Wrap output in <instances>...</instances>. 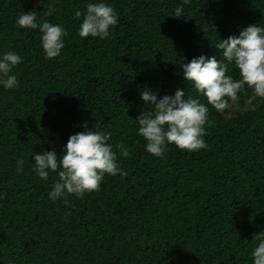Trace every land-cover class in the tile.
I'll return each mask as SVG.
<instances>
[{
	"label": "trees",
	"instance_id": "16d2710c",
	"mask_svg": "<svg viewBox=\"0 0 264 264\" xmlns=\"http://www.w3.org/2000/svg\"><path fill=\"white\" fill-rule=\"evenodd\" d=\"M41 2L0 0V53L22 57L18 86L0 87V264H252L251 238L264 233V99L229 118L208 105L207 147L169 145L159 158L145 151L135 119L151 110L140 99L146 87L196 97L180 65L201 54L222 60L218 39L264 27V0H106L118 23L102 40L77 34L73 13L85 0H58L51 15V0ZM29 10L67 29L57 57L44 58L38 29L15 24ZM227 74L239 78L231 66ZM85 122L111 133L127 175L52 201L57 176L41 180L31 153L59 156Z\"/></svg>",
	"mask_w": 264,
	"mask_h": 264
},
{
	"label": "clouds",
	"instance_id": "9594fccd",
	"mask_svg": "<svg viewBox=\"0 0 264 264\" xmlns=\"http://www.w3.org/2000/svg\"><path fill=\"white\" fill-rule=\"evenodd\" d=\"M58 0H51L46 15H51L53 6ZM40 3L41 0H40ZM184 4L189 0H183ZM183 6L174 10L175 17H181ZM74 18L80 21L77 34L80 38H110V30L118 23V14L106 0H85L84 11L77 9ZM82 18V19H81ZM15 24L21 29L37 30L40 33V45L45 59L57 57L65 45L68 31L61 24H53L41 19L34 10L22 11ZM222 49V60L204 54L193 57L183 63V80L191 85L196 97H185L184 88H176L171 95H159L158 90L145 88L140 92V99L151 110H143L135 119L138 124L137 134L145 140L144 149L147 153L159 158L174 145L188 152L198 151L207 147L205 142V125L211 105L217 112L229 108L230 102L237 103L240 93L251 89L247 102H259L264 99V27L250 24L239 31L237 36L218 39L215 44ZM22 61V57L14 51L0 53V87L15 89L18 86L17 75L13 70ZM230 66L238 73L239 78L227 74ZM199 97H204L202 103ZM70 135L59 156L54 150H42L31 153L32 171L44 181L51 172L57 179L47 193L52 201L57 199L68 203L67 197H82L86 192L99 189L105 174L121 177L127 173L118 166L117 151L108 143L110 132L87 128ZM122 156L128 155L127 148L121 143L117 146ZM17 173L23 172L25 163L18 158ZM5 193L0 192V199ZM250 257L252 264H264V233H256L251 238Z\"/></svg>",
	"mask_w": 264,
	"mask_h": 264
},
{
	"label": "rangeland",
	"instance_id": "374dc122",
	"mask_svg": "<svg viewBox=\"0 0 264 264\" xmlns=\"http://www.w3.org/2000/svg\"><path fill=\"white\" fill-rule=\"evenodd\" d=\"M30 4L33 6V8H37L41 3L40 0H29ZM252 108V105H250L247 102V99H245L242 102L237 103H230L229 108L222 111V114L226 117H233L238 115L239 113L245 111L246 109Z\"/></svg>",
	"mask_w": 264,
	"mask_h": 264
}]
</instances>
